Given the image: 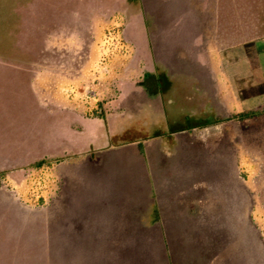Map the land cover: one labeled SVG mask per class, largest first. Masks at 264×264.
<instances>
[{
  "label": "crops",
  "instance_id": "1",
  "mask_svg": "<svg viewBox=\"0 0 264 264\" xmlns=\"http://www.w3.org/2000/svg\"><path fill=\"white\" fill-rule=\"evenodd\" d=\"M226 1L137 0L131 6L124 0L123 10L134 13L122 30L129 54L109 69L118 80L116 112L155 113L138 134L120 135L132 127L109 113L84 117L82 94L61 86L65 76L57 79L58 88L43 89L45 109L69 111L81 121L99 119L113 130H106L107 141L92 134L80 148L0 160V176L18 183L16 177L38 158L59 157L53 165L56 190L41 206L25 204L0 185V227L16 236L21 249L58 254L60 261L78 254L82 264H227L243 245L241 264H264L236 157L228 155L220 135L184 132L206 127L212 121L207 113L219 112L224 94L216 81L226 77L212 65L226 59L228 47L243 43L241 34L237 39L242 16L236 7L228 13ZM131 16L142 25L138 39L127 34ZM228 24L234 33L229 44ZM0 65L23 76L12 96L23 110L33 109L35 59L0 56ZM145 77L154 86L143 87ZM150 126L163 130L148 131ZM221 242L230 250L219 259Z\"/></svg>",
  "mask_w": 264,
  "mask_h": 264
},
{
  "label": "rangeland",
  "instance_id": "2",
  "mask_svg": "<svg viewBox=\"0 0 264 264\" xmlns=\"http://www.w3.org/2000/svg\"><path fill=\"white\" fill-rule=\"evenodd\" d=\"M123 2L0 0V56H30L35 59L33 109L23 110L22 102H16L17 96H12L16 86H21L23 76L0 65V160L15 156L31 160L68 148H80L92 134L107 141L106 130H113V124L107 128L102 120L81 121L72 112L49 111L42 106V101L47 98L43 89L47 86L51 90L58 88L57 79H63V76L66 83L61 86L64 85L69 94H82L84 117L102 116L104 119V115L109 113L115 121L118 117L121 122L126 120L130 123V131L120 135L138 134L139 126L155 118V113L146 108L137 112L115 111L113 101L118 93V80L110 73L109 64L126 59L129 49L109 47L108 43L116 45V42H122L126 45L122 30L126 16L134 13L131 8L123 10ZM226 3L228 13L236 7L237 15L242 16L241 33L237 32V39L241 34L243 43L236 48L228 47L226 59L212 65L215 72L226 77L216 81L224 94L219 112L207 113L212 121L206 127L185 129L184 132L193 134L200 130L211 137L220 135L228 155L236 157L244 197L252 200L248 214L259 231L260 247L264 248V115L243 121L229 118L232 113L264 107V0H227ZM232 26H227L228 44L233 42ZM141 27L136 17L128 18V36L138 39L142 35ZM158 72L165 73L160 69ZM164 82L158 81V87L164 86ZM142 86L149 89L154 86V80L145 77ZM77 124L82 126L81 130L75 129ZM147 129L163 130L156 126ZM58 159L55 156L38 158L16 178L23 179L32 169L52 164L51 173L55 178L49 194L52 197L57 184L53 165ZM38 161L42 163L36 164ZM208 236L209 242L212 241L211 234L206 232V239ZM245 248L243 245L238 247L230 255L237 260L229 257L232 262L227 264H241L239 256ZM218 249L219 259L226 257L224 249L230 250L228 244L222 242ZM0 264L82 263L78 254H72L69 260L62 257L60 261L58 254L36 256L31 250H23L18 246L16 236L7 232L5 226L4 230L0 227Z\"/></svg>",
  "mask_w": 264,
  "mask_h": 264
},
{
  "label": "built area",
  "instance_id": "3",
  "mask_svg": "<svg viewBox=\"0 0 264 264\" xmlns=\"http://www.w3.org/2000/svg\"><path fill=\"white\" fill-rule=\"evenodd\" d=\"M117 44L108 43L109 47L126 50L127 46L122 42ZM50 165H40L29 171L18 183H12L8 175L0 176V185L9 187L27 205L38 207L48 202L52 189V182H55L51 173Z\"/></svg>",
  "mask_w": 264,
  "mask_h": 264
},
{
  "label": "trees",
  "instance_id": "4",
  "mask_svg": "<svg viewBox=\"0 0 264 264\" xmlns=\"http://www.w3.org/2000/svg\"><path fill=\"white\" fill-rule=\"evenodd\" d=\"M127 2L131 6L137 5V0H127ZM261 115H264V107L248 109V110H243L237 113H232L229 118L234 121H243V120L258 117ZM40 163H42V161H38L36 164H40Z\"/></svg>",
  "mask_w": 264,
  "mask_h": 264
}]
</instances>
